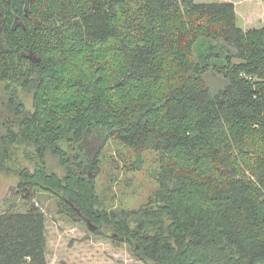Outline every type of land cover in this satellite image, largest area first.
<instances>
[{
	"label": "trees",
	"instance_id": "obj_1",
	"mask_svg": "<svg viewBox=\"0 0 264 264\" xmlns=\"http://www.w3.org/2000/svg\"><path fill=\"white\" fill-rule=\"evenodd\" d=\"M237 20L232 2L0 0L11 116L0 172L16 145L33 147L37 160L18 170L27 212L0 214V264H48L39 192L109 228L147 264H264V27ZM205 41L237 62L200 64L195 47ZM211 71L227 82L218 92ZM16 90L33 94V112ZM97 131L138 162L157 154L158 187L138 209L99 211L98 160L68 151ZM47 154L64 177L49 172Z\"/></svg>",
	"mask_w": 264,
	"mask_h": 264
},
{
	"label": "rangeland",
	"instance_id": "obj_2",
	"mask_svg": "<svg viewBox=\"0 0 264 264\" xmlns=\"http://www.w3.org/2000/svg\"><path fill=\"white\" fill-rule=\"evenodd\" d=\"M195 2L235 3L237 24L240 28L253 30L264 27V0ZM227 50L221 42L205 41L195 47V56L202 65L214 66L218 61L225 66L226 58L230 59V63L237 62L235 52ZM205 79L213 92H218L227 84L225 78L214 71L208 72ZM15 95L25 104L27 111H34L32 93L16 90ZM7 103L5 85L0 83V137L5 133L6 120L11 117ZM10 151L12 157L6 162L9 168L0 172V214L27 212L29 203L23 200L18 190V170L20 167L33 170L37 163L33 147L26 144L16 145ZM68 151L74 155L81 154L84 163L98 160L100 172L96 185L101 201L100 212L136 210L148 202L158 187L154 179L158 169L156 153L148 152L143 156V161L138 162L134 152L115 141L107 140L100 131L86 136L76 149L70 145ZM46 164L49 172L57 173L60 177L65 176V169L59 159L51 154H47ZM33 204L46 216L48 264H147L136 256L133 247L121 242L109 228H90L82 220L81 213L72 216L57 195L39 192Z\"/></svg>",
	"mask_w": 264,
	"mask_h": 264
},
{
	"label": "water",
	"instance_id": "obj_3",
	"mask_svg": "<svg viewBox=\"0 0 264 264\" xmlns=\"http://www.w3.org/2000/svg\"><path fill=\"white\" fill-rule=\"evenodd\" d=\"M76 211H77L79 214L81 213V211H80L79 209H76ZM80 215H81V214H80ZM88 225H89L90 228H91V227L96 228V227L93 226L91 223H89Z\"/></svg>",
	"mask_w": 264,
	"mask_h": 264
}]
</instances>
